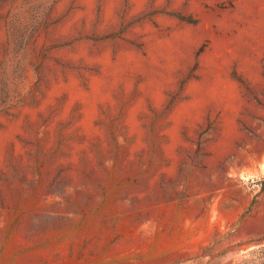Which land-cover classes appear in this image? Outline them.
<instances>
[{"label":"rangeland","instance_id":"1","mask_svg":"<svg viewBox=\"0 0 264 264\" xmlns=\"http://www.w3.org/2000/svg\"><path fill=\"white\" fill-rule=\"evenodd\" d=\"M0 264H264V0H0Z\"/></svg>","mask_w":264,"mask_h":264}]
</instances>
